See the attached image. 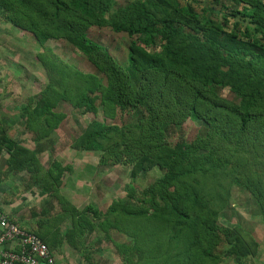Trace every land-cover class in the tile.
Segmentation results:
<instances>
[{"label":"trees","instance_id":"1","mask_svg":"<svg viewBox=\"0 0 264 264\" xmlns=\"http://www.w3.org/2000/svg\"><path fill=\"white\" fill-rule=\"evenodd\" d=\"M185 1L0 0L5 22L43 48L36 60L46 85L16 116L35 143L58 130L66 115L57 109L66 104L93 116L73 150L99 155L101 165L128 164L132 179L161 172L141 191L132 185L126 200L77 210L60 193L70 166L53 160L44 168L38 148L28 150L0 128V154L29 167L33 184L58 206L30 231L53 257L62 240L79 249L86 232L109 241L121 264H243L256 256L253 238L219 220L237 187L254 199L264 232V0H209L223 11L218 19ZM92 28L130 39L126 67L89 39ZM56 42L94 71L63 62L49 48ZM125 116L131 120L112 123ZM188 120L203 132L170 145L165 129ZM49 226H56L51 234L42 228ZM115 233L125 241L113 240Z\"/></svg>","mask_w":264,"mask_h":264},{"label":"rangeland","instance_id":"2","mask_svg":"<svg viewBox=\"0 0 264 264\" xmlns=\"http://www.w3.org/2000/svg\"><path fill=\"white\" fill-rule=\"evenodd\" d=\"M116 2L120 5L124 0H116ZM182 4L191 5L197 12H200L202 8H207L208 13L214 19H218L223 12L219 6L212 7L213 4L209 0H187ZM88 37L91 41L103 46L119 65L127 66V47L130 39L125 34H115L108 29L92 28L88 32ZM49 48L60 56L63 62H67L73 68L82 72L94 71L83 55L63 42H56ZM42 52L41 44L36 43L29 35L17 31L5 22L0 14V62L9 64L10 68L8 73L10 78L6 77L2 80V84L5 89H11V94H13L12 98L10 97L4 103L7 105H2L4 111H0V121L7 120L8 122L15 121V119L17 121L16 116L26 104L27 99L37 94L46 85V71L36 60V55ZM6 59L7 61H5ZM222 96L230 98L225 91ZM57 110L63 112L66 119L57 131L38 144L32 143V147L34 150L38 148L37 154L42 155L41 159L45 164L51 163L55 159L62 165L70 166L69 171L62 178L63 189L60 188V193L64 194L65 200L70 203L69 206L82 210L89 205L102 210L114 200H126V195L132 185L137 191H141L161 176L160 171L152 170L140 173L132 179L131 168L128 164L104 163L101 165L99 155L76 152L71 148V144L80 135L86 123L93 119V116L90 114L83 116L79 111L66 104ZM126 119L131 120L125 116L121 121L117 118L112 123L120 125ZM137 121L136 118H133L132 122ZM202 132L203 125L200 122L188 120L181 128L167 127L165 136L170 145H174L182 140L190 142ZM258 214L254 199L248 193L234 187L228 210L223 211L219 222L231 231H234L235 227H239L249 238H253L258 243L256 256L253 260L252 258L244 260L243 264H264V232ZM65 225H67L66 222L61 227L63 232L67 228ZM55 227L42 228L47 229L46 231L51 234V229H55ZM90 234L86 232L83 235V239L80 240L82 244L77 250L68 247L64 240L56 245L52 249L56 264H121L120 255L114 251L109 241L99 236L93 237V232ZM112 237L119 243L125 241L120 233H115ZM233 262L231 259L224 258L220 264H234Z\"/></svg>","mask_w":264,"mask_h":264},{"label":"crops","instance_id":"3","mask_svg":"<svg viewBox=\"0 0 264 264\" xmlns=\"http://www.w3.org/2000/svg\"><path fill=\"white\" fill-rule=\"evenodd\" d=\"M2 66L4 67L2 68ZM9 71V64L0 62V111H4L2 105H7L4 103L13 95L11 89H5L2 84V80L6 77L10 78ZM0 128L7 129V136L15 143L24 146L28 150H34L32 147V143L35 142L33 141L34 138L23 130L21 122L2 120L0 121ZM37 156L40 158L42 166L46 168V164L41 159L42 155ZM29 171V167L11 164L6 151H2L0 154V217L7 218L24 230L33 231L37 229V224L40 221L57 215L58 206L54 202H49L48 196L38 185L33 184Z\"/></svg>","mask_w":264,"mask_h":264},{"label":"built area","instance_id":"4","mask_svg":"<svg viewBox=\"0 0 264 264\" xmlns=\"http://www.w3.org/2000/svg\"><path fill=\"white\" fill-rule=\"evenodd\" d=\"M0 264H56L48 247L32 232L0 217Z\"/></svg>","mask_w":264,"mask_h":264}]
</instances>
